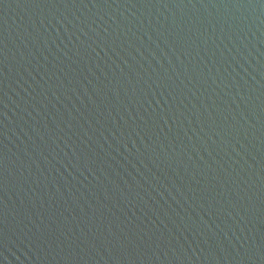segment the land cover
<instances>
[{
	"label": "water",
	"instance_id": "95a60500",
	"mask_svg": "<svg viewBox=\"0 0 264 264\" xmlns=\"http://www.w3.org/2000/svg\"><path fill=\"white\" fill-rule=\"evenodd\" d=\"M0 264H264V0H0Z\"/></svg>",
	"mask_w": 264,
	"mask_h": 264
}]
</instances>
